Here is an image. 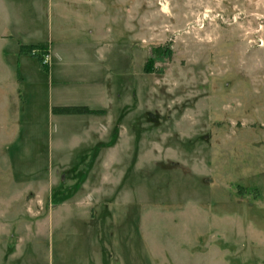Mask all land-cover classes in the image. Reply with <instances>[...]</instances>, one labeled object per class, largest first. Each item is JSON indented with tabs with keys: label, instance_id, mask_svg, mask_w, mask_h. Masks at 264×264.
<instances>
[{
	"label": "rangeland",
	"instance_id": "rangeland-1",
	"mask_svg": "<svg viewBox=\"0 0 264 264\" xmlns=\"http://www.w3.org/2000/svg\"><path fill=\"white\" fill-rule=\"evenodd\" d=\"M51 1L0 0V264H264V0H98L90 66Z\"/></svg>",
	"mask_w": 264,
	"mask_h": 264
},
{
	"label": "crops",
	"instance_id": "crops-1",
	"mask_svg": "<svg viewBox=\"0 0 264 264\" xmlns=\"http://www.w3.org/2000/svg\"><path fill=\"white\" fill-rule=\"evenodd\" d=\"M77 1L76 0H56L55 4H52L53 2L51 1L50 7L47 8V19H48V22H50V26H49L48 31L51 35L53 32L52 22L54 19V21L56 23L54 30H56V32L58 31V33L60 35H63V33L65 31L64 28H66L67 27L66 25L68 24V22H66V21L70 20L69 16L74 17V18H72L73 25L77 26L78 36H79V38L83 39V43L85 46V48L82 50V52H85V53H82V54H76L75 52L74 53L77 55V60H84V61L88 60V64L90 66L91 65L90 61L92 60V51H93V45L94 44L101 45V46L104 45V47L109 50L110 33H111L110 28H109V24H110V20L114 24L115 16H112V17H110V15L107 17L104 16V23H105L104 27L102 30H97L94 28V22H95L94 17L98 15L97 18L99 19L100 8H98V0H85L88 4L94 3L96 5L95 6L96 8H94L93 6H88V8H80L82 6H77L74 3ZM60 2H63V3H61L62 5L57 6V4ZM69 2L72 4V6H68ZM86 10H87V13H85V14L81 13L82 11H86ZM95 14H97V15H95ZM76 17H78V19L80 21H78L76 19ZM105 21L107 22V24ZM83 22H84V24H82ZM106 26H108V27L106 28ZM12 37H13V35L11 36L8 33H6V34L0 33V43L2 45L6 44L9 41V38L12 39ZM23 40L21 39V40L17 41L18 42L17 43V49L13 53L17 57V60L19 62L22 59H24V57H26V55L20 51V46H36V45L31 44V43H27V41H23ZM113 42H115L114 39H113ZM48 44L50 46V47H47L48 52H49V56H51L54 61L58 62L57 63L58 66L63 67L64 62L68 61L71 58V57L65 55L66 54L65 47L63 45H61L59 42H58V44H56V43L54 44V42L51 41ZM70 56H72V55H70ZM57 65L55 67H57ZM91 67H87L88 68L87 77H89V75H90L89 73L92 72ZM52 74H53L54 78H53V81L51 83H54L56 85H64L66 80L64 79V75L61 73V69L59 70L56 68L55 70H53ZM85 77H86V75L84 76V79H85ZM18 78H19V81H21V82L24 81L23 76H18ZM19 81L14 80L13 84L11 85V87L13 88V91L18 92L20 85L17 82H19ZM114 104L115 103H113V105ZM56 106H85L91 110H97V109L90 108L88 105H56ZM115 107L116 106H114V108L112 107V110H110L109 107H108V109L101 108V110L103 112L104 111L106 112V115L108 116V121L110 120V117H111L110 115L114 114ZM103 116H105V113H103ZM52 117L58 118V117H64V116L53 115L51 113L50 118H52ZM65 117H76V116H65Z\"/></svg>",
	"mask_w": 264,
	"mask_h": 264
},
{
	"label": "trees",
	"instance_id": "trees-1",
	"mask_svg": "<svg viewBox=\"0 0 264 264\" xmlns=\"http://www.w3.org/2000/svg\"><path fill=\"white\" fill-rule=\"evenodd\" d=\"M46 46H20V51L24 54L33 55L38 57L41 61V55L46 53ZM36 52V53H35ZM34 53V54H33ZM148 72V71H147ZM51 113L53 115H62V116H77V115H96L103 113L102 110H91L85 106H54L51 108ZM55 202L58 203L60 198H54ZM54 202V203H55Z\"/></svg>",
	"mask_w": 264,
	"mask_h": 264
},
{
	"label": "built area",
	"instance_id": "built-area-1",
	"mask_svg": "<svg viewBox=\"0 0 264 264\" xmlns=\"http://www.w3.org/2000/svg\"><path fill=\"white\" fill-rule=\"evenodd\" d=\"M36 53V52H35ZM41 61H42V64L47 66V65H50L49 64V61H50V56H49V52H48V48L46 50V53H43L41 55Z\"/></svg>",
	"mask_w": 264,
	"mask_h": 264
}]
</instances>
